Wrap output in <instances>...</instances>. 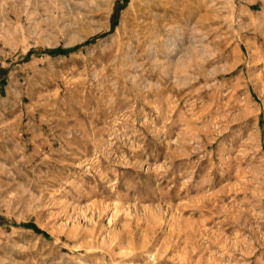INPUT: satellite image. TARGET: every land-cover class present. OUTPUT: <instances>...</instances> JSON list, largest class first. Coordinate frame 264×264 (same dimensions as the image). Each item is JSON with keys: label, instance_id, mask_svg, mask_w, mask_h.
I'll use <instances>...</instances> for the list:
<instances>
[{"label": "rangeland", "instance_id": "obj_1", "mask_svg": "<svg viewBox=\"0 0 264 264\" xmlns=\"http://www.w3.org/2000/svg\"><path fill=\"white\" fill-rule=\"evenodd\" d=\"M0 264H264V0H0Z\"/></svg>", "mask_w": 264, "mask_h": 264}]
</instances>
